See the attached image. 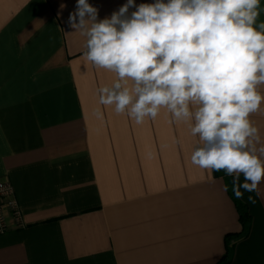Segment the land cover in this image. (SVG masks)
<instances>
[{"label": "crops", "instance_id": "1", "mask_svg": "<svg viewBox=\"0 0 264 264\" xmlns=\"http://www.w3.org/2000/svg\"><path fill=\"white\" fill-rule=\"evenodd\" d=\"M89 3L103 19L126 0ZM75 5L0 0V182L24 223L0 234V264H264V182L241 189L239 236L223 175L191 162L187 124L162 109L137 125L99 103L115 74L84 59ZM250 119L264 145V104Z\"/></svg>", "mask_w": 264, "mask_h": 264}, {"label": "clouds", "instance_id": "2", "mask_svg": "<svg viewBox=\"0 0 264 264\" xmlns=\"http://www.w3.org/2000/svg\"><path fill=\"white\" fill-rule=\"evenodd\" d=\"M261 11V0H126L99 19L89 0H76L67 23L86 38L84 59L115 74L99 103L137 125L162 109L187 124L197 138L191 162L232 176L242 199L241 189L264 182V145L250 119L264 104Z\"/></svg>", "mask_w": 264, "mask_h": 264}, {"label": "built area", "instance_id": "3", "mask_svg": "<svg viewBox=\"0 0 264 264\" xmlns=\"http://www.w3.org/2000/svg\"><path fill=\"white\" fill-rule=\"evenodd\" d=\"M23 227L22 214L11 185L0 182V234Z\"/></svg>", "mask_w": 264, "mask_h": 264}, {"label": "trees", "instance_id": "4", "mask_svg": "<svg viewBox=\"0 0 264 264\" xmlns=\"http://www.w3.org/2000/svg\"><path fill=\"white\" fill-rule=\"evenodd\" d=\"M215 175H223L227 187H228V192L230 197L232 198V200L234 201V204L236 206V210L238 213V221L241 225V232L239 234V236H244L249 228H250V223H251V219L248 213V209L247 207L242 204L234 195L233 193V181L230 177H228L227 175H225L224 173H220L219 171H213ZM231 251V246H226V255L222 258L225 259V257L227 256V254H229V252Z\"/></svg>", "mask_w": 264, "mask_h": 264}]
</instances>
